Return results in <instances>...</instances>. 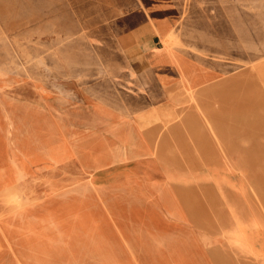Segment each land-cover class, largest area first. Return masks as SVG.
Listing matches in <instances>:
<instances>
[{
  "label": "rangeland",
  "instance_id": "374dc122",
  "mask_svg": "<svg viewBox=\"0 0 264 264\" xmlns=\"http://www.w3.org/2000/svg\"><path fill=\"white\" fill-rule=\"evenodd\" d=\"M241 2L247 17L259 20L177 21L163 44L216 77L245 76L248 88L261 91L248 102L262 106L264 129V0ZM81 24L83 30L72 29L77 36L71 37L59 36L58 23L54 37L47 36L52 30H40L38 52L0 54V190L7 186L6 197L0 196V264H206L204 250L211 264H249L237 261L240 256L264 264V166L259 176L245 167L250 196L240 210L221 188L242 193L243 182L228 177L220 186L211 174L219 167H205L198 179L213 180L223 204L209 187H191L190 176L170 174L171 182L184 186L179 190L187 216L200 227L178 231L158 227L164 216L175 215L165 212L166 198H156L162 189L154 167L146 171V164L129 163V156L97 173V184L81 174L100 168L110 151L102 120H138L144 108L129 86L121 36L104 31L91 37L93 28L116 23ZM22 186L28 192L32 186L31 194H21ZM257 186L262 224L254 214ZM226 210L235 218L229 229L223 228ZM239 212L248 221L237 218ZM222 241L229 247L211 246Z\"/></svg>",
  "mask_w": 264,
  "mask_h": 264
},
{
  "label": "crops",
  "instance_id": "0c3cea01",
  "mask_svg": "<svg viewBox=\"0 0 264 264\" xmlns=\"http://www.w3.org/2000/svg\"><path fill=\"white\" fill-rule=\"evenodd\" d=\"M244 4L241 0L233 3L230 0H0V54L38 52L39 31H53L55 23L63 31L64 34L59 35L62 37L77 36L71 31L81 32L82 22L116 23L106 29L93 28L91 37L100 36L98 33L104 31L106 36H121L127 56L126 69L131 76L129 86L133 88V94L142 99L144 108L137 111L138 120L133 116H118L111 123L120 124L118 130L126 131L127 128L134 134L132 151L139 156L130 159L129 163L146 164V171L154 167L158 187L167 195L165 212L175 216H164L163 222L157 223L158 227L174 231L197 230L200 227L189 220L184 207L179 190L184 186L171 182L168 176H190L191 187H209L223 204L226 201L218 195L213 180L198 179L205 167H219L217 176L243 182L244 193L229 192L231 198L238 199V209L239 205L247 204L250 194L246 193L245 167L253 166L259 176L264 166L262 106L257 108L248 102L249 97L252 101L251 98L257 97L261 91L248 88L252 84L245 76L216 77L208 68L202 69L164 46L163 37L172 33L177 21L259 20L247 17ZM47 36L54 37V31ZM173 54L179 58L181 67ZM191 97L196 99L195 102ZM109 126L105 124L106 129ZM127 158L129 156L122 159ZM111 162L107 161L106 166ZM234 167H238V175ZM108 169H85L81 174H87L97 184V173ZM255 180L259 182L261 177ZM16 186L17 183L11 188ZM23 186L20 193L31 194L32 186L31 192ZM257 187L254 214L255 220L262 224L263 193ZM162 190L156 198L164 197ZM6 191L7 186L0 190L2 198L6 197ZM107 209L118 210L119 207L107 206ZM223 215L226 220L223 228L229 229L232 222L228 219V211ZM243 220L248 221L245 217ZM260 224L258 228L261 230ZM211 246L229 247L225 241ZM232 255L234 258L237 253ZM236 258L233 260L257 264L252 257ZM203 259L206 264H211L206 250ZM174 260L180 261L175 256Z\"/></svg>",
  "mask_w": 264,
  "mask_h": 264
},
{
  "label": "bare ground",
  "instance_id": "6f19581e",
  "mask_svg": "<svg viewBox=\"0 0 264 264\" xmlns=\"http://www.w3.org/2000/svg\"><path fill=\"white\" fill-rule=\"evenodd\" d=\"M235 4H237V3H235ZM171 35H172V33H171ZM166 37H168V35L164 36L163 39L165 40ZM174 57H175V60L177 61V63L179 62L178 65L181 67V62H180L179 58L177 57V55H175ZM94 118H95V120L101 121V117H94ZM108 122L110 123V121H108V120L107 121L102 120V123L109 124ZM139 123H140V121H139ZM109 125L110 126L108 127L109 128L108 131L111 134L110 135V137H111V146L109 148L110 151L108 152V154H106V156H104L105 158L103 160H100L99 161L98 164H99V166H101L100 168H102V167L104 168L106 166V160H108V161H114V160H117V159L125 158V156H132V157L139 156V154H137L135 151H132V146H133V141H134V137H133L134 134H132L131 131H128L127 128H125L126 131L124 129L123 130H118L120 124L113 125V124L110 123ZM146 127H147V125H146ZM141 131H142V129H141ZM122 132H123V134H122ZM101 158H103V156ZM211 174L213 176L215 175L214 173H211ZM214 177L218 181V184H220V186H223L224 185V184L220 183L221 180L224 181V182L228 181V177L227 176H225V177L224 176H221V175L217 176V174H216ZM170 179H173V178H170ZM178 184H180V183H178ZM221 190H225L228 193L230 202L232 201L231 202L232 204L236 203V201L238 202V200H236L235 197L231 198V194L229 192L232 190V188H230L228 186H224V187L221 188ZM218 191L219 190L217 189V193H218ZM210 192L212 193V191H210ZM162 193L164 195V198L167 199V195L165 194V192L163 190H162ZM237 218H242L243 219L242 214L241 213H238V217ZM118 219L119 218L116 217V222H118ZM228 219L230 221H232L233 219H235L230 214V212H229Z\"/></svg>",
  "mask_w": 264,
  "mask_h": 264
}]
</instances>
